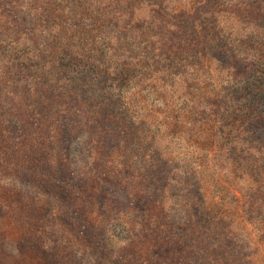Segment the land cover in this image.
<instances>
[{
	"label": "rangeland",
	"instance_id": "374dc122",
	"mask_svg": "<svg viewBox=\"0 0 264 264\" xmlns=\"http://www.w3.org/2000/svg\"><path fill=\"white\" fill-rule=\"evenodd\" d=\"M154 1L133 15L123 0H0V119L24 130L0 129V264H264V0H162L163 15ZM36 49L47 69L14 71ZM78 51L90 63L67 73ZM251 91L241 111L262 130L227 161L225 106L208 98Z\"/></svg>",
	"mask_w": 264,
	"mask_h": 264
},
{
	"label": "trees",
	"instance_id": "16d2710c",
	"mask_svg": "<svg viewBox=\"0 0 264 264\" xmlns=\"http://www.w3.org/2000/svg\"><path fill=\"white\" fill-rule=\"evenodd\" d=\"M147 1L148 0H123V3L126 6V8L131 7L130 4H132L133 9H129V10H133V15H136L137 14V10L145 8L147 6ZM154 3H155V7H156L157 11H159L161 13V15H163L164 12L167 13L169 11V8L166 7V4L162 0L154 1ZM98 12H100V14L103 13L101 11H98ZM93 13H94L93 11H88V12L86 11L85 13H83L82 16H80V19L87 20V19H89V16L91 14H93ZM100 19L102 20L101 23L105 22V19H102V18H100ZM152 20L157 23V21L155 19V16H154V18H152ZM110 22L113 23V24H117L116 20H110L108 23H110ZM76 23L79 26L83 25L82 21H77ZM181 26H183V31H181L180 34L184 33L185 35H188V36L191 35V38H192L191 40H193V39L196 40L197 39V42H198V39L200 38V36H199L200 32H198V30L196 28L192 29L188 24L187 25H181ZM132 28H133V26H131V29H128L124 24L121 25V27H120V35L119 36H114V43L117 44L116 41H118V40L124 41L125 40V36H127V34H128V31H131ZM257 28H258L257 26L255 28H253L251 30V33L253 34V32H254L256 34ZM97 32H104V30H97ZM218 32L220 34V28L218 29ZM91 34H93V33L91 32ZM221 35L223 36V32L221 33ZM219 43L220 42L218 41L216 46H220V45H218ZM15 45H16V47H14V49L18 52V54L23 55L24 50L26 49V46L24 44H22V43H16ZM224 45L228 48L227 50L224 51V53H227L229 51V49H230L234 54H240L238 56L239 59H243L244 58L241 55V53H237L236 52L237 51V47L235 48L234 47L235 44H233L231 41L229 42V44L227 42L224 43ZM2 46L3 45L0 44V53L4 54L5 48L4 47L2 48ZM65 47H70L69 42H66V46ZM186 47L187 46H185V48ZM55 50H56V47L52 46V48L50 50H47V51H49L48 53L51 55V54L55 53ZM35 51H37V53L39 51L36 60H30L29 59V60L26 61V63H21V65H15L16 68L14 67L15 68L14 71H17V70H20V69H28L29 71H31V67H33V65L37 66L40 69H43L45 71L47 69V67L44 66L46 64V62H47V60H45V58H46V54L44 53L45 51L41 50V49H39V50L36 49ZM216 51L220 52V47H218V49ZM159 52L162 53V51H159ZM191 52L192 51H190V53ZM211 53H213V52L211 51ZM83 63H90L89 59L85 58L84 54H81V52L78 51L75 56H71V63L68 64L67 73H70L73 70L75 71V69L81 67L83 65ZM9 69H11V68H9ZM194 73H196V72H194ZM119 74H121L122 77H127L126 73H117V75H119ZM115 77L116 76L112 72L110 74V78H115ZM184 79L188 81V78H184ZM56 80L57 79H53V80L50 79V81H51L50 83L53 84L54 81H56ZM195 81H197V80L195 79ZM56 83H60V82L56 81ZM186 84H187L186 81H183L182 87H185ZM178 86H180L179 83H178ZM181 92L183 93V91H181ZM256 96H257V92L256 91H251L250 93H245V94L237 92V93H234L233 95L221 96V98L220 97H216L214 95H211L208 98L209 100L210 99L219 100L223 104V106H225L223 111H221V112L219 111L221 113V115H222V119H223L222 121L224 122V126H222V125L220 126L218 124V127H219V130H220V132H219V144L223 145L221 148L223 149L225 147L224 145H227L229 143L231 145L230 146L231 147L230 148L231 151H230L229 154H227V156H229L227 158V161L229 160V158L232 155L234 156L236 154V153H233L235 149H237L238 151L241 150V149L244 150L247 146H250V143H254V142L251 141V138H253V136L251 134L250 135H245L244 131H246L248 129H256L257 131H261L262 130L261 123L256 122V120H254V119H250V118L245 117L246 113L244 111L242 112L241 111L242 108L240 107L241 105H243L244 108H250V106H254L253 104H250V102L251 103L252 102L255 103V100H256L255 97ZM212 97H214V98H212ZM235 105H236V109H234ZM238 107H240V108H238ZM254 107L257 108L256 106H254ZM251 112L247 111V114L251 115L252 114ZM0 117H1V114H0ZM40 125H43V126L40 127V129L43 130V128H44L45 133H51L50 131H51L52 126H53L52 124L44 125L42 122H40ZM60 125H63V126H60ZM240 125H242V126H240ZM8 127L11 128V130H13V134L16 137L21 139L22 135L24 134V130L17 123L12 125V124H10V122L8 120H3L2 121V119H0V129L1 128H8ZM53 127H56V129L61 134V137L64 135L65 131H66V133L68 132V130H65V128H64L66 126H64V122L63 121L59 122V126L57 125V126H53ZM233 127L236 128V129H237V127H239L240 129H243V131L240 132V137L239 138L235 137V138H232V139H226L227 137L236 136V130H232ZM261 139H264V138H262L260 136H257V138L255 140H253V141H257V140H261ZM43 144H44V140L42 141V144H40L39 146L36 145L33 148V152H32L39 159L40 167H43V166L46 167V166L49 165L45 158L49 157L50 154H49V152L42 153L41 149L43 147ZM8 150L11 152V154L14 153V151H15L14 143L8 146ZM241 152H243V151H241ZM240 154H241L240 155L241 157L239 159H242V158L247 156V153H240ZM224 156H225V154H224ZM71 183H72V187H75V189H73V194L69 198L71 200V202L70 201L69 202L74 207V204L76 202V200L74 199V196L76 195L77 196L76 198H78V200H79V197H80L81 193H83L84 189L82 187V184H83L82 180H80L78 184H76L74 182H71ZM46 186L53 187L54 185L52 183L48 182L46 184ZM56 193L57 192H55V194ZM4 211H5V209H4ZM4 211L2 210L1 214H4ZM81 227H82V225H81ZM84 230H87V228H85Z\"/></svg>",
	"mask_w": 264,
	"mask_h": 264
}]
</instances>
